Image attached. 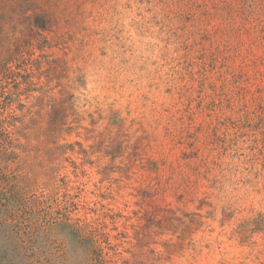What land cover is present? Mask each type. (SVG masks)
<instances>
[{
  "label": "rangeland",
  "instance_id": "374dc122",
  "mask_svg": "<svg viewBox=\"0 0 264 264\" xmlns=\"http://www.w3.org/2000/svg\"><path fill=\"white\" fill-rule=\"evenodd\" d=\"M35 2L53 71L23 103L41 127L71 108L57 187L85 242L57 233L67 264H89L91 245L108 264H264V45L239 29L251 19L223 21L231 0Z\"/></svg>",
  "mask_w": 264,
  "mask_h": 264
},
{
  "label": "trees",
  "instance_id": "16d2710c",
  "mask_svg": "<svg viewBox=\"0 0 264 264\" xmlns=\"http://www.w3.org/2000/svg\"><path fill=\"white\" fill-rule=\"evenodd\" d=\"M222 11L223 21L237 11L251 19V27L243 23L239 29L259 33L264 45V0H231ZM51 28L49 14L35 0H0V264H67L56 238L61 229L85 242V228L71 217L75 204L66 196L61 200L57 187V161L69 162L75 150L61 143L71 128L65 129L69 101L51 107L43 127L37 104L23 103L44 90L38 87L43 78L51 80L53 66L44 55ZM91 250L89 264H108L95 245Z\"/></svg>",
  "mask_w": 264,
  "mask_h": 264
}]
</instances>
